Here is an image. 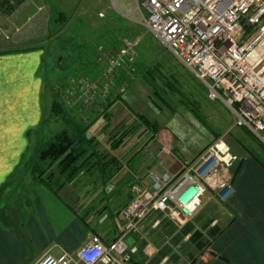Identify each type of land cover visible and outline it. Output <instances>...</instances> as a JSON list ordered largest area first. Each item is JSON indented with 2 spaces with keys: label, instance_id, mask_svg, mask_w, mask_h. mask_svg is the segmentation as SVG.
<instances>
[{
  "label": "crops",
  "instance_id": "1",
  "mask_svg": "<svg viewBox=\"0 0 264 264\" xmlns=\"http://www.w3.org/2000/svg\"><path fill=\"white\" fill-rule=\"evenodd\" d=\"M25 4L26 0H22L8 13L0 8L2 25L13 18L10 23L14 27L9 33L11 36L7 35L10 42H0V264H35L45 254L74 255L91 234L99 235L103 241L115 239L123 228L120 211L130 198V184L146 182L147 171L157 166L176 173L180 161L191 160L201 151L195 156L189 155L179 150L171 137L168 141L167 136L171 150L162 152L153 131L139 119L142 115L136 114L135 120L130 121L122 119V115L115 118L116 104H123L119 98V102L106 110L108 118L102 112L106 103L102 100L100 112L103 114L98 117H104L107 126L104 133L113 131L114 134L105 135L98 146L99 140L88 135L93 126L97 128V117L86 132L97 154L78 174L68 179L53 166L52 179L42 181L32 177L30 168L20 170L21 163L30 154L31 145L37 150L45 143L42 138H36L43 117V80L39 74L43 50L29 45L41 35V23L27 28L22 19ZM10 44L13 47L4 48ZM104 47L110 51L103 45L98 48L104 50ZM122 77L123 74L117 78L120 83ZM125 126H137V130L127 128L123 138H119V130ZM236 131L249 140V150L241 139H236L240 150L235 154L239 167L234 171L233 194L223 202L214 192L208 191L224 209L225 223L218 226V219L211 218L202 232L191 223L199 219L198 210L181 226L161 213H152L143 225L149 221L151 229L164 235L166 245L158 250L150 243L146 246L148 250L140 249L138 234H134L136 252L132 254V264H168L175 259V254L169 253L171 237H184L185 247H193L194 257H197L195 264H264V161L255 153L262 151L246 131ZM114 138L118 141L116 148H113ZM92 171L100 179L93 197L95 185L82 180ZM213 206L216 204L210 208ZM194 230L210 242L202 252H198L190 240Z\"/></svg>",
  "mask_w": 264,
  "mask_h": 264
},
{
  "label": "rangeland",
  "instance_id": "2",
  "mask_svg": "<svg viewBox=\"0 0 264 264\" xmlns=\"http://www.w3.org/2000/svg\"><path fill=\"white\" fill-rule=\"evenodd\" d=\"M137 3L142 10L141 0L137 2L136 0H26L23 22L26 23L27 28L41 23V35L35 41H30L29 45L38 46L43 50L39 73L43 80L41 99L43 117L36 138H42V141L47 142L63 129V121L51 110L52 103L56 102L68 112L76 113L74 118L77 121L87 119V122H90L99 118L95 123L97 128L93 126L88 135L95 136L100 142L97 145L100 146L106 135L104 132L107 131L104 117H98L99 114H103L100 112L102 100L111 98L117 103L120 98L123 104H116L115 118L118 116L120 118L122 115V119L130 121L135 120L136 114L144 116L157 127L155 136L158 144L162 146V152L164 146L167 152L171 150L168 148L170 144L168 145L166 140L167 136L168 141L171 137L172 143L177 142L179 150L183 149L184 152L194 156L219 137L226 142L233 154L240 150L237 146V138L241 139L240 142L249 150V140L236 129L229 130L232 119L227 110L218 102L208 100L202 84L178 63L154 35L143 28L140 24L141 17ZM60 14L67 19L64 24L53 21ZM12 19H9L5 26L0 21V42H10L7 35H10L14 28L10 23ZM126 38L139 39L135 73L129 80L122 77L125 79L121 83L117 78L115 79V88H120L126 83L125 90L118 92L112 89L111 81L108 82L104 75L106 67L101 64V59L104 57L99 55L98 47L106 46L110 51L105 47L104 51L110 53L117 50ZM9 46L13 47L10 44L4 48ZM82 79L84 82H81ZM82 83L94 85L95 98L90 104H86L83 100L80 89ZM106 86L109 90H106V94L102 96ZM125 127L119 130L118 135L127 128H134L129 131L137 130V126ZM112 133L113 131L107 132L106 136ZM132 134L129 136L132 137ZM239 135L242 137H238ZM35 148L32 144L29 153L32 154ZM255 153L264 161L263 152ZM26 164L24 159L20 170L27 167ZM238 167L239 160L234 163L233 172ZM98 178L95 171L83 176L84 183L88 182L96 187L91 197L98 191L97 187L100 185ZM213 203L216 207L210 208ZM223 211L221 204L209 196L207 191L201 198L197 217L199 219L191 223L202 232L205 231L211 218L218 219L217 225L222 226L225 223ZM148 225L149 221L142 224L137 235L140 240L139 248L148 250L149 247L146 246L151 243L159 250L163 244L166 245L165 237L160 231L151 229ZM171 239L169 253L173 252L175 259L168 261V264H189L196 253L193 247H185L187 243L184 237L176 239L171 237Z\"/></svg>",
  "mask_w": 264,
  "mask_h": 264
},
{
  "label": "built area",
  "instance_id": "3",
  "mask_svg": "<svg viewBox=\"0 0 264 264\" xmlns=\"http://www.w3.org/2000/svg\"><path fill=\"white\" fill-rule=\"evenodd\" d=\"M141 7L137 3L140 24L202 84L208 100L227 110L229 130H244L264 147V0H141ZM138 43V38H126L115 51L99 49L104 75L118 92L126 83L115 88V79L123 74L129 80L135 73ZM80 89L84 102L92 103L94 85L82 83ZM215 140L193 159L180 161L176 173L157 166L147 171L146 182H132L118 237L103 241L91 234L74 255L45 254L35 264H132L136 247L127 239L140 233L152 213L181 226L207 191L228 200L238 157L222 138Z\"/></svg>",
  "mask_w": 264,
  "mask_h": 264
},
{
  "label": "trees",
  "instance_id": "4",
  "mask_svg": "<svg viewBox=\"0 0 264 264\" xmlns=\"http://www.w3.org/2000/svg\"><path fill=\"white\" fill-rule=\"evenodd\" d=\"M21 1L22 0H0V8L4 10L5 13H8L11 12L12 9L16 7ZM66 20L67 19L63 14L57 15L53 19L54 22L61 24H64ZM106 100L107 99L104 100L106 103L105 106H103L102 112L105 113L106 118H108L109 114L106 113V110L114 103L115 99L113 100L110 98L107 101ZM51 110L54 115H57L59 118H61L64 123V127L58 133L54 134L50 140L43 143L37 150L30 154L29 157L26 158L27 160L25 159L27 167L31 170L32 177L36 180H51L53 177L51 168L53 166H55V168L59 170V173L64 177L68 179L72 178L88 165L90 159H93V155L97 154L96 150L94 149V145H92L91 139L86 134L88 128L95 121V119L88 123L81 120L77 121L74 118V114L76 113L68 112L61 104L56 102L52 103ZM190 111L192 113V110ZM192 114L195 118H197L196 114ZM139 119L144 123L146 122L147 126H149L150 130H152L154 134L157 133V127L153 126L152 123L145 119V117L140 116ZM118 136L119 138H123L124 132ZM253 140L257 142L254 138ZM117 142L116 138H114L112 141L113 148L118 146ZM258 146L264 153V147L260 144ZM89 151H91L90 155H88ZM102 164L106 165L105 162ZM187 229L184 231H187ZM219 232L220 231L215 233V235H217ZM190 240L198 252H202L210 244V242H208L207 239H204V236L197 230L193 231L190 236ZM196 258L197 257L192 256L189 264H195Z\"/></svg>",
  "mask_w": 264,
  "mask_h": 264
},
{
  "label": "water",
  "instance_id": "5",
  "mask_svg": "<svg viewBox=\"0 0 264 264\" xmlns=\"http://www.w3.org/2000/svg\"><path fill=\"white\" fill-rule=\"evenodd\" d=\"M134 239H133V237H129L128 239H127V243L129 244V245H133L134 244Z\"/></svg>",
  "mask_w": 264,
  "mask_h": 264
},
{
  "label": "clouds",
  "instance_id": "6",
  "mask_svg": "<svg viewBox=\"0 0 264 264\" xmlns=\"http://www.w3.org/2000/svg\"><path fill=\"white\" fill-rule=\"evenodd\" d=\"M92 259H95V257H92Z\"/></svg>",
  "mask_w": 264,
  "mask_h": 264
},
{
  "label": "bare ground",
  "instance_id": "7",
  "mask_svg": "<svg viewBox=\"0 0 264 264\" xmlns=\"http://www.w3.org/2000/svg\"><path fill=\"white\" fill-rule=\"evenodd\" d=\"M59 39V38H58Z\"/></svg>",
  "mask_w": 264,
  "mask_h": 264
}]
</instances>
